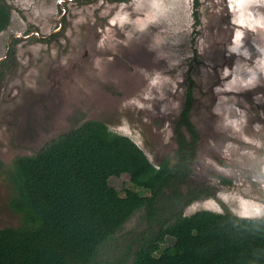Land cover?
<instances>
[{"label":"rangeland","instance_id":"rangeland-1","mask_svg":"<svg viewBox=\"0 0 264 264\" xmlns=\"http://www.w3.org/2000/svg\"><path fill=\"white\" fill-rule=\"evenodd\" d=\"M6 1L11 12L0 57L8 43L15 54L0 72V227L20 223L2 170L86 119L128 135L155 165L174 162V124L189 84L199 140L188 183L208 195L182 206L183 213L264 215V6L245 5L240 27L223 0H200L198 20L192 0H135L119 11L116 2L67 0L62 16L56 0ZM61 19L59 36L41 41ZM109 182L121 194L132 187L127 173ZM141 213L120 233L139 231ZM135 239L133 232L123 242ZM172 243L166 236L149 261Z\"/></svg>","mask_w":264,"mask_h":264},{"label":"trees","instance_id":"trees-1","mask_svg":"<svg viewBox=\"0 0 264 264\" xmlns=\"http://www.w3.org/2000/svg\"><path fill=\"white\" fill-rule=\"evenodd\" d=\"M10 12L0 0V31ZM192 100L189 84L174 124V162L155 165L128 135L93 118L32 154L16 155L2 172L20 223L0 227V264H264V215L183 213L182 206L208 195L188 183L199 140ZM122 173L132 186H123V194L109 182ZM139 210L140 230L120 233ZM133 232L135 243L123 242ZM166 236L173 237L170 249L150 262Z\"/></svg>","mask_w":264,"mask_h":264},{"label":"flooded vegetation","instance_id":"flooded-vegetation-1","mask_svg":"<svg viewBox=\"0 0 264 264\" xmlns=\"http://www.w3.org/2000/svg\"><path fill=\"white\" fill-rule=\"evenodd\" d=\"M70 1H73V0H69L68 2H70ZM106 1L110 2V3H112V2L118 3L117 7H116L117 10H115V11H119L118 9L121 10V8H123V4L126 2L131 3L130 4L131 8L134 7L133 3L135 0H106ZM68 2H67V0H56V5H57V7L60 8V11L58 13H60L61 16L67 13L68 8L66 7V4H68ZM102 2H103V0H102ZM223 2L225 3V5H228V3H226V0L225 1L223 0ZM191 13L193 14L194 20H198V18L200 17V13H201V1L200 0H192V11H191ZM112 15L113 14H111L109 16V20H108L110 25H112L116 21L115 18L112 17ZM62 23L63 22L61 19V20H59V25L56 26L54 29H52V31L49 32V35H41L40 36L41 41L48 43V41H50L51 39L57 38L59 36V34L61 33L63 27H64V26H62ZM35 34L38 35V32H36ZM30 35H32V33L25 32L24 35H22V36L27 38ZM14 54H15L14 47H12L8 43V45L6 46V50L4 52V55L0 57V72L2 71L3 67H5L7 65V62L13 58Z\"/></svg>","mask_w":264,"mask_h":264},{"label":"clouds","instance_id":"clouds-1","mask_svg":"<svg viewBox=\"0 0 264 264\" xmlns=\"http://www.w3.org/2000/svg\"><path fill=\"white\" fill-rule=\"evenodd\" d=\"M245 5L249 7L252 5L264 6V0H228L229 11L234 13L232 22L238 24L240 27L245 26L243 22ZM247 15L255 19V14L251 10L247 11ZM260 18L264 21V13L260 14ZM239 35H242V33H239Z\"/></svg>","mask_w":264,"mask_h":264},{"label":"bare ground","instance_id":"bare-ground-1","mask_svg":"<svg viewBox=\"0 0 264 264\" xmlns=\"http://www.w3.org/2000/svg\"><path fill=\"white\" fill-rule=\"evenodd\" d=\"M138 21V19H136L134 22Z\"/></svg>","mask_w":264,"mask_h":264}]
</instances>
